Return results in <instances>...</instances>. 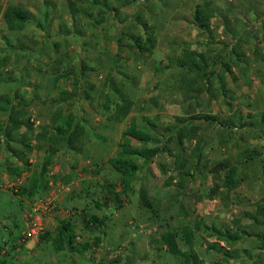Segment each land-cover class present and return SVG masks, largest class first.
Wrapping results in <instances>:
<instances>
[{"label":"rangeland","instance_id":"rangeland-1","mask_svg":"<svg viewBox=\"0 0 264 264\" xmlns=\"http://www.w3.org/2000/svg\"><path fill=\"white\" fill-rule=\"evenodd\" d=\"M41 1L0 0V10L20 5L34 11L21 31L10 32L0 21V96L19 97L31 88L39 93L43 89L31 87V81L50 79L54 87L45 96L63 104L51 116L37 118L27 111L30 131L24 143L32 150L15 157L21 162L19 176L7 166V180L0 184L15 187L0 195L10 197L26 222L37 200L53 197L56 207L46 218L50 237L43 234L44 239L20 243L25 224L16 229L15 220L4 222L0 250L6 253L0 251V264H192L161 245L159 237L167 230L178 232L181 250L193 252L196 264H264L259 242L264 217L258 213L264 207V0H113L115 7L103 0L104 13L96 16L88 13L86 0ZM129 5L133 11L124 15L121 10ZM197 7L206 16L207 30L194 22ZM80 9L92 19H78ZM91 23L102 26L107 43L102 60L95 62L97 72L89 70L103 77L99 85L85 78L79 82L77 72L84 63L77 51L79 30ZM70 25L77 40L54 36ZM144 30L153 47L138 49L128 35L144 39ZM16 74L22 78L17 89ZM122 105L127 111L121 115L117 107ZM64 110L82 128L75 150L35 137L52 132L57 112L63 124ZM201 114L216 121L195 119ZM131 122L154 141L132 140V147L161 150L150 163L133 157L139 171L117 202L105 187L111 183L120 193V175L107 159L121 151V133ZM21 129L13 135L16 151L23 149L20 134L26 129ZM46 159L50 169L40 166ZM218 162L236 168L233 189L224 185L226 169L212 172ZM29 175L38 180L35 196L27 193ZM141 194L150 208L141 205ZM92 217L102 219L103 227ZM61 222L73 227V252L54 249L52 238ZM213 227L240 238L229 244L218 240ZM185 228L193 231L190 244L181 240Z\"/></svg>","mask_w":264,"mask_h":264},{"label":"trees","instance_id":"trees-1","mask_svg":"<svg viewBox=\"0 0 264 264\" xmlns=\"http://www.w3.org/2000/svg\"><path fill=\"white\" fill-rule=\"evenodd\" d=\"M32 18L31 12L20 5H8L3 13L2 19L3 22L10 32H17L24 29L27 22H29ZM194 22L202 30L208 29V22L206 16L201 7H197L194 12ZM145 31V30H144ZM145 38L143 39L140 36L128 35V38L133 42L134 46L138 49H143L142 45H151L153 47V43L151 41V36L147 31H145ZM84 64V63H83ZM81 64L80 70L78 73L79 82L84 78L83 72L86 70V67ZM61 95H67L65 92H61ZM13 98H6V96H0V114H2L3 118H0V135L5 139L4 145L11 151V154L14 157L22 158L26 152H30L32 147L29 143H24V139H27V133L30 131L29 122L26 121L27 111L24 109H17V104L14 103L15 94H13ZM22 104V103H21ZM23 106V105H22ZM117 107V112L120 110V114H125L126 112L123 109L126 107L119 106ZM59 111V110H58ZM61 116V111L55 113L52 117V123L54 128L52 132H40L36 137V140H41V138L45 137V141L47 143L53 144H63L66 148H70L75 150V144L78 142V138L80 133L82 132L81 125L78 120H75L73 114L70 113L66 116L67 120L63 124H58V120ZM123 118V117H122ZM197 120H203L208 123H212L216 121V118L209 114H201L196 116ZM182 121V120H181ZM21 127H25V131L20 134L22 148L19 151H16L12 148L13 135L17 133ZM244 126L242 125L241 128ZM227 128H230V125L227 124ZM12 136V137H11ZM122 144L121 151L114 157H110L107 159V163L120 175V183L122 184V188L120 193L115 192L114 186L111 183L106 184L105 189L114 195L117 202H120L119 195L127 194L128 190H130V183L133 181L135 174L139 171V166L133 159V157H138L142 159L146 163H150L159 153L160 148L157 146H144L141 148H135L130 145V142L133 140L138 143H154L153 139L148 135V133L144 132L138 126L131 122L129 125L122 131L121 133ZM226 169L224 172V185L228 190L234 188L236 182L233 177L235 176L236 168H229L223 162H218L216 165L212 167V172L217 173ZM12 172L19 176L21 172L19 169H12ZM27 193L29 196H35L39 193L38 189V180L36 178L30 179L29 187L27 188ZM141 194V205L145 208L151 207L147 201L144 200ZM258 213L260 216L264 217V207L258 208ZM92 221L103 227L104 221L102 219H98L96 217H92ZM91 221V222H92ZM209 229V228H206ZM55 237L52 238L54 249L56 250H65L68 252H73L74 250V236L70 234L72 229L68 223H59L55 227ZM212 233L216 236L218 240H222L226 243L236 242L240 236L236 233L222 232L220 230L211 228ZM46 237H50V233H45ZM193 236L192 229L185 228L182 232V238L186 243L190 244V237ZM180 235L178 232L173 230H167L162 233L159 237L161 245L166 248V251L174 256L179 257L184 260L185 263H197V258L195 254L191 251H182L178 239ZM41 239H44L42 236ZM259 242L261 243V248L264 249V237H261ZM214 247V245H210ZM116 261H109L105 263L98 264H116Z\"/></svg>","mask_w":264,"mask_h":264},{"label":"crops","instance_id":"crops-1","mask_svg":"<svg viewBox=\"0 0 264 264\" xmlns=\"http://www.w3.org/2000/svg\"><path fill=\"white\" fill-rule=\"evenodd\" d=\"M57 1L58 0H54L53 3L57 2ZM102 1L103 0H100V1H98V0H86V2H87L86 5L91 7V9L89 10L88 13H90V15L94 14V16L98 15L99 13H104V11H102V9H101V7L103 6ZM36 3L42 4V1L36 0ZM108 3H110L111 6L115 7V3L113 0H110V2H108ZM70 4H71V1L68 2V5H70ZM40 7H41V5H39V8ZM133 8H134L133 5H129V6L125 7L124 9H122L121 11L124 13L127 12L124 15H128V14H131V12L133 11ZM4 9H5V7L3 6L0 10V21L1 20L3 21L2 13H3ZM27 9L31 13H34V11L32 10L31 7H27ZM81 10L83 12L81 14H77L78 19H82V20L86 21V19H83V17L84 18L86 17L89 19L88 21H90L92 19V17H90L89 15H85L88 13H84L83 9H80V11ZM65 19H68L67 15H66ZM71 25L68 28V32H65V33L64 32L63 33L54 32V36H61V38H63V37L68 38L70 35H72L71 37H73L74 40H77L78 37L80 36L79 37L80 40L78 39V41H79L78 44H79L80 50H77V51L79 53H83V55H82V59L84 61L83 65L86 67V70L83 72V76L86 79V81H88L89 83L94 84V85H99V84H101L102 81H100V80L103 77L97 78L96 77L97 75H95L94 73L97 72V70H96L97 65L95 64V62L98 61L99 57H101V60H102L103 56L101 54H103V51L105 50V46L107 45V43L105 42V37H104L105 36L104 35L105 34L104 29L102 28V26L92 27V23H91L90 27H87V28L85 27L84 29L79 30L80 31L79 36L76 34H75V36H73V33L70 30ZM112 34H113L112 32L108 31L109 36H111ZM112 45L113 44L110 43L108 46L113 47ZM68 46H69V44H66L65 47L67 48ZM66 48L64 49V52H67ZM70 48H72V47L71 46L68 47V52H70ZM23 67H25V65ZM35 67H37V66H35ZM21 68L19 70H21ZM92 69H94V71H93L94 73L92 72V74H90L91 72L89 70H92ZM79 70H80V66H77V72ZM23 73L24 72H22V73L19 72L20 75H22ZM19 74H16L17 76H16V78H14V79H16V81H15V88L16 89L18 86H22V78L19 76ZM23 75L25 76V74H23ZM23 78L26 79V77H23ZM28 80L29 79H27V82H28ZM38 81L39 80L36 81L33 79L31 82L35 83V84L33 86L31 85V87H37V85L39 84V86L37 88L39 90L40 89H43V90H40L39 93H36L34 88H31L29 93L21 94L19 97L15 95L14 103L17 102V109H24L28 112H31L37 118L41 117L42 114H44L45 116H47V115L51 116L53 111H57V108L62 107L61 105L63 104V102L58 100L56 103H54L53 100L48 98L49 96L48 97L45 96V94L47 92H50V90H53V87H54L53 84H50V79H49L48 83H46V82L40 83ZM24 88H25V86H23V89ZM32 91H34L35 93L33 94ZM52 97H55V95L53 94ZM6 98H13L14 99V96L10 95V96H6ZM69 113H70L69 110L63 111V115H68ZM0 118H3V117L0 116ZM23 128L24 127H22L21 131L23 130ZM11 145H12L13 149H16V145L13 146L12 143H11ZM28 161L31 162L32 160L29 158ZM53 162H54V160H53ZM20 164H21V162L20 163L18 162V160L11 154V151H9V149L4 145V143L2 141V143L0 145V180H3V181L7 180V175H6L5 171L7 170L8 165L12 168H16V169L18 168L19 171L21 172L22 168H21ZM40 166H41V168L43 166H49V169H50L51 168V160H47V159L42 160V162L40 163ZM55 170L56 169H53V171H55ZM25 173L28 174V172H25ZM32 177H33L32 175H29V179H32ZM1 192H2V190H0V194H1ZM13 205H15V204H14V202H12L10 197L9 198L7 197L5 199L3 196L0 195V229L3 226L4 222H8L9 219L16 221L12 224L14 227H16V229H21L22 225H24V224L26 227L27 222H26V219L23 218L25 216V214H23V215L18 214V209L15 207L13 208ZM70 228L72 229L73 227L70 225ZM16 234H17V232H16ZM70 234H73V230L70 232ZM0 251H1L2 255L6 253L4 249H1Z\"/></svg>","mask_w":264,"mask_h":264},{"label":"built area","instance_id":"built-area-1","mask_svg":"<svg viewBox=\"0 0 264 264\" xmlns=\"http://www.w3.org/2000/svg\"><path fill=\"white\" fill-rule=\"evenodd\" d=\"M6 187L12 188V186H3L0 184V190H4ZM56 207V199L53 197H46L37 200L32 203L27 213V225L24 231L21 233L19 242L25 241H37L45 232L46 218Z\"/></svg>","mask_w":264,"mask_h":264}]
</instances>
